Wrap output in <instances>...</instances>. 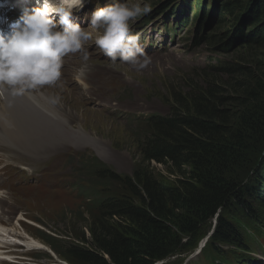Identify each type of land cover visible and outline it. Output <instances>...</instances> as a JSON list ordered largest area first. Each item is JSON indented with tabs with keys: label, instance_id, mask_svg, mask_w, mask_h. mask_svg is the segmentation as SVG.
<instances>
[{
	"label": "rangeland",
	"instance_id": "rangeland-1",
	"mask_svg": "<svg viewBox=\"0 0 264 264\" xmlns=\"http://www.w3.org/2000/svg\"><path fill=\"white\" fill-rule=\"evenodd\" d=\"M252 1L238 0L237 4H233V0H141L142 3L147 2L151 5L149 13L137 18L140 20L146 17L145 25L140 28L143 47L151 46L152 50L149 49V53L155 54L151 56V63L146 68L136 70L127 64L119 62L112 64L109 60L99 58L100 53H96L98 58L95 61L100 62L103 66L97 67V71L90 73L87 77L90 84H93L96 89L103 82L106 83L104 86L110 91H107L105 96L113 97L108 102L109 104H107V99L105 98V100L103 99L105 102L103 100L98 101L92 97L81 100L78 97L77 90L70 89L72 86L70 81L74 77L73 72H70V68L73 63L78 62L79 56L67 60V87H62L58 91L64 107L61 114H67L75 127L83 133L80 134V141H85L83 138L86 137L87 142L91 140L96 142L88 144L90 149H87L88 161L93 163L90 173L97 168L104 167L114 173L116 172L118 177L126 178L127 176H133L134 172L140 168L145 169L148 175L153 176V178L158 177L157 174L159 172L162 173L160 178H163L164 181H171L178 176L171 175L170 171L174 169L171 163H157L146 158L147 142L139 133L143 130L145 124L144 122L138 123L136 120L127 123L124 112L144 113L146 116L152 113L157 115L172 114V105L177 104V97L183 96L189 90L205 86L207 78L213 80L215 77L219 83H221L220 80H228L224 74L216 70L224 61L234 63L233 61L243 60L249 63V61L252 62L254 57H261L264 49H255V45L252 44L254 43L253 39L258 37L260 28L253 26L254 23H249L245 26L246 22L253 18V11L248 12L247 10L246 20L242 23L243 26H240L241 28L237 29L233 36L230 37L228 35L229 30L232 28L233 20L239 12V6L252 7L249 6L252 5L250 4ZM221 4H223L222 10L216 12L215 8ZM180 16H183L182 21H177ZM211 19H213L210 23L211 26L203 31L207 26V22ZM242 34H250L249 38L253 39H248V41L235 45L238 38L243 36ZM246 45L249 46L245 48ZM111 66L118 68L120 72L112 73ZM222 89L226 91L223 94L229 95V91L227 92L225 87H222ZM114 102L117 104L113 106ZM224 106L228 107L229 102H225ZM52 113L55 115L54 112ZM19 114L22 117L33 118L37 122L49 120L41 123L42 127L44 126L46 129L45 132L37 133L36 135L28 133L29 140L27 139L24 143H34L36 146L43 144L45 142L41 139V135L44 134L51 137L62 135V137L70 139L74 144H80L75 136V132L79 131L74 129L65 131L63 127H57L56 123L55 128L54 120H50L41 113L40 115L38 113L35 114L36 116L26 113ZM228 117V126L235 127L236 124L238 125L235 114L231 113ZM59 119L61 120V118ZM50 123L54 125L52 126ZM7 130L0 124V143L4 142L2 139L3 135L11 133L10 130ZM257 137L253 136L247 140L249 148L243 150V156L245 157L246 155L245 159L241 157L231 160L233 161L231 163L235 164L230 163L224 170L222 168L228 162V158L223 163L218 164V166L216 165V167L215 164H211V172L214 174L216 170L219 174L234 165V167L230 168L233 171L231 174H229L231 170L224 174L226 181L234 179L237 171L239 172L238 174L241 173L242 175L251 173L254 169V167L253 169L249 167L251 161L254 164L263 163L264 134ZM66 138H59L53 141L61 142ZM36 139L37 141L34 142ZM49 141L51 142L52 140L49 139ZM47 144L48 142H46ZM70 147L69 145L66 151L61 153L60 156H56L57 169L52 171L54 174L52 179L44 177L47 174L46 171L49 170L44 169L41 161L23 160L21 166L28 165L35 171L34 175H28L20 167H11L12 164L20 163L18 155L0 149V187L5 188L0 192L2 196L0 198V222L13 228L10 231L13 235H18L16 231H19L20 235H22L21 232L25 231L29 234L46 238L43 233L45 232L57 235L61 239V244H64V240L83 244L82 239L85 237L89 241V245H93V238L89 230V220L92 216L87 212L86 206L77 201L72 193L73 191L65 186L68 180H70L69 185L74 180L73 163L69 162L68 158L76 153L77 150H82L84 145H79L76 149ZM23 149L25 148L23 147ZM39 151L44 153L41 150ZM99 151H103V154H101L103 157L100 156ZM22 152L26 151L23 150ZM55 152L57 153V150ZM259 157L261 158L260 161H258ZM220 166L222 167L219 168ZM85 172L86 174L83 173V175L93 178L88 170ZM257 174L264 177V168H260ZM25 176L29 178L36 177L37 182L45 179L46 182H42L39 185H31L29 183L28 186H25ZM252 176L255 179L254 174ZM118 190L121 193H125L121 187H118ZM251 203L257 211H260V204L257 199L252 200ZM226 209L239 211V209L235 208V205H230ZM225 212L228 211L225 210ZM22 213L25 214L28 222L21 221L23 230L20 226H17L15 221L16 217ZM235 213L239 215V218L236 219L242 220L244 223L247 222L243 213ZM213 215L208 221L201 224L195 234L186 237L187 239L185 238V244L176 254L166 260H160L156 264H191L196 255H207L199 251V248L204 250L208 247V244L212 243L211 238L214 237L213 233L215 234L217 230L215 229L217 227L216 221H219V218H213ZM222 216H225V214ZM93 219H95V216ZM227 219L235 227L243 228L240 221L239 224L230 218ZM31 220L44 225L46 227L44 231L38 229L39 232H37L33 228L29 229V226L34 227L29 224ZM254 228L255 230L258 228L263 229V226H249L247 224L246 233L247 229ZM200 230L205 231V234L207 233L205 238L204 236L202 239L197 238ZM210 233L211 237L206 239ZM7 239H11V237H7ZM256 239L255 237L254 240ZM5 246L7 251H18L20 253V249H15L13 245L5 244ZM225 247L227 258L232 262L231 258L236 255L232 253L235 247L232 245ZM34 254H41V256L36 257ZM214 254L213 250L209 253L211 256H214ZM30 255L35 258H41L38 264H61L56 258L49 257L44 252ZM191 256L194 257L190 263H186Z\"/></svg>",
	"mask_w": 264,
	"mask_h": 264
},
{
	"label": "trees",
	"instance_id": "trees-1",
	"mask_svg": "<svg viewBox=\"0 0 264 264\" xmlns=\"http://www.w3.org/2000/svg\"><path fill=\"white\" fill-rule=\"evenodd\" d=\"M250 4L252 7L240 5L235 19L243 11L252 10L257 13L253 24L257 26L264 22V0H253ZM222 8L223 4L219 5L216 12ZM259 28L258 37L251 38L252 44L255 49H264V24ZM233 62L224 61L216 69L228 80L219 83L215 77L207 78L205 86L177 97L172 114H153L138 122L145 124L139 133L147 142L146 158L171 163L174 168L171 175H178L175 179L164 181L160 172L153 178L140 168L126 178L104 167L90 173L93 163H85L99 186L86 205L92 216L89 230L93 245L85 237L83 244H55L62 257L72 264H156L176 254L185 244V238L195 234L214 214L213 218H219L217 230L208 249L203 250L207 255L199 258L208 264H233L242 260L253 264L248 257L252 235L243 229L247 224L264 225V177L257 174L264 168V157L263 163L258 162L259 157L257 164L252 161L248 164L251 169L254 167L248 175L235 172V180L226 181L224 176L234 165L219 174L216 170L213 174L210 166L216 167L228 158L224 170L231 160L245 159L243 150L249 148L247 140L264 134V52L249 63ZM222 87L229 95L223 94L226 91ZM225 102H229L228 107L224 106ZM231 113L237 117L235 127L227 125ZM254 199L260 204V211L253 207ZM230 205L239 211L226 209ZM235 212L243 213L247 222L236 219L239 215ZM227 218L235 223L240 221L243 228L235 227ZM206 234L200 230L197 238L202 239ZM229 245L235 247L232 262L224 249ZM212 250L214 256L209 255Z\"/></svg>",
	"mask_w": 264,
	"mask_h": 264
},
{
	"label": "clouds",
	"instance_id": "clouds-1",
	"mask_svg": "<svg viewBox=\"0 0 264 264\" xmlns=\"http://www.w3.org/2000/svg\"><path fill=\"white\" fill-rule=\"evenodd\" d=\"M10 3L0 0V7ZM84 8L85 0H36L11 24L6 16H0V95L6 88L15 96L20 90L56 85L65 57L79 53L83 61L89 59V41L112 64L142 70L151 63L139 36L132 31L136 19L151 11L150 3L113 0L85 13L86 26L77 15ZM48 100L58 105L60 96L50 94Z\"/></svg>",
	"mask_w": 264,
	"mask_h": 264
},
{
	"label": "bare ground",
	"instance_id": "bare-ground-1",
	"mask_svg": "<svg viewBox=\"0 0 264 264\" xmlns=\"http://www.w3.org/2000/svg\"><path fill=\"white\" fill-rule=\"evenodd\" d=\"M162 14V13H161ZM153 58V57H152ZM130 69V68H129ZM92 79V78H91ZM95 79V78H94ZM120 79V78H119ZM96 81V80H95ZM120 82V81H119ZM64 84H65V81H63L62 83H61V85L62 86H64ZM93 85V84H92ZM78 88H80L79 86H78ZM91 89H92V87L91 88H89L88 90H87V92L88 93H91ZM83 91H85V90H83L82 89V92ZM108 91H110L109 89H108ZM115 93V92H114ZM24 94H25V96H23V97H19V98H17L16 99V101H15V104L14 105H12V106H9V107H7L6 108V110L5 111H13V110H15L16 108H22V106H21V104H20V102H19V100L21 99V100H24V101H27V102H29V103H25V106L26 107H29L30 105L33 107V108H35L36 110H38L39 112H41L43 115H52V116H54V114L52 113V112H54L51 108H48V107H46V106H44L42 103H41V98L42 97H39V95H41L42 94V90H39V91H35L34 92V94L33 93H31V92H24ZM110 94V93H109ZM19 95H21V93L19 94ZM49 96V95H48ZM48 96H46V98H44V99H48ZM96 99H100L101 98V96L100 95H97L96 97H95ZM105 100V99H104ZM103 100V101H104ZM107 101V100H106ZM105 102V101H104ZM102 103V102H101ZM107 104H109L108 103V101H107ZM103 105V104H102ZM39 115H40V113H38ZM1 115H5V112H3ZM18 115H20L21 116V114H18ZM30 115V114H29ZM35 115V114H34ZM25 116V115H24ZM32 116H33V114H32ZM36 116V115H35ZM35 120V119H34ZM38 120H40V119H38ZM61 120H62V118H61ZM4 121H6V117L4 116L3 117V119L2 120H0V122L1 123H3ZM36 121V120H35ZM8 123L9 124H11V122H10V120L8 121ZM54 124H55V121H54ZM53 123H50V125H54ZM122 124V123H121ZM40 125V126H39ZM39 125H37L36 124V126L34 125V123L33 122H31V123H27V124H25L24 125V127H23V130H24V135H22L21 136V138H20V140H21V142L22 143H24L25 141H27V139H28V133L29 134H32V135H36L37 133L39 134V133H43V132H45V127L43 126L42 127V124L41 123H39ZM55 128H56V124H55ZM72 129H74L75 131H79V132H75V136H76V138L78 139V141L80 142V140H81V135L80 134H83L79 129H77V128H75V127H73V128H71V130ZM7 130V129H6ZM64 130L65 131H70V130H66L65 128H64ZM8 131V130H7ZM36 132V133H35ZM10 133V132H9ZM32 137H34V136H32ZM35 138V137H34ZM29 140V139H28ZM31 140H33V139H31ZM37 141V139L35 140V142ZM26 143H28V142H26ZM90 143L92 144V143H96L95 141H93V140H91L90 141ZM46 143H43V144H41L39 147H40V150L42 151V152H44V153H46L47 151H50V150H52L53 149V151H56L57 150V153L55 152V155L52 157V158H56V156H60L61 155V153H63L64 151H65V144H64V142H61V146L59 147V148H57L56 147V144H53V143H48L46 146ZM80 144L78 143V144H75V146L76 147H78ZM43 146H45V147H43ZM41 147H43V148H41ZM99 153H100V156H102L103 157V155H101V154H103V151H99ZM11 155V154H10ZM15 161V160H14ZM57 169V168H56ZM2 210V209H1ZM219 214V212L217 213V215ZM215 218H217V216L215 217ZM217 222V221H216ZM262 225V224H261ZM259 226V225H258ZM263 226V230H264V225H262ZM215 229H216V227H215ZM0 231H3V228L2 227H0ZM243 231L246 233V230L245 229H243ZM242 231V233L244 234V232ZM252 233V234H254V236L257 238L256 240H252V242H251V245H252V251H253V255H254V257L257 259V258H260V257H262L263 256V258H264V234H262L261 232H260V228H258L257 230H255V228L254 229H250V230H248L247 229V233ZM214 234V233H213ZM23 235L25 236V239H22L21 240V242L22 243H24V244H26L30 249H32V248H34V247H36V248H43V249H50V247L48 246V245H46L45 243H43V242H41L40 240H38V239H36V238H32V237H30L29 235H27L26 233H23ZM207 236V235H206ZM205 236V237H206ZM204 237V238H205ZM211 237V233L209 234V236L206 238V239H208V238H210ZM228 247V246H227ZM226 248V247H225ZM199 251H201V252H203V249H201V248H199ZM196 256H200V254L199 255H196Z\"/></svg>",
	"mask_w": 264,
	"mask_h": 264
},
{
	"label": "water",
	"instance_id": "water-1",
	"mask_svg": "<svg viewBox=\"0 0 264 264\" xmlns=\"http://www.w3.org/2000/svg\"><path fill=\"white\" fill-rule=\"evenodd\" d=\"M219 8V5H217V7L215 8V10H217ZM252 10H248V12H251ZM246 13H247V11H243L235 20H233V24H232V28L229 30V32H228V35L231 37V36H233L235 33L234 32H236V30L237 29H240L241 27L240 26H243V22H245V16H246ZM255 13V12H254ZM256 19H257V13L256 14H254L253 15V18L251 19V20H249V21H247L246 22V24H245V26H247L249 23H254L255 21H256ZM210 22V21H209ZM212 22V21H211ZM210 22V23H211ZM210 23H207L206 25V28H208V27H210L211 26V24ZM264 24V22H262V23H260V24H258L256 27L257 28H259V26H261V25H263ZM206 28H204V30L206 29ZM227 34V33H226ZM243 36L242 37H240V38H238V41L237 42H235V45H237V44H240L241 42H243V41H248V39L249 40H251V38H249L250 37V34H242ZM228 36V37H229ZM229 37V38H230ZM227 41H229V40H227ZM227 41H226V43H227Z\"/></svg>",
	"mask_w": 264,
	"mask_h": 264
}]
</instances>
